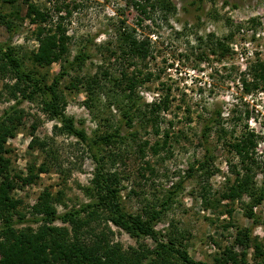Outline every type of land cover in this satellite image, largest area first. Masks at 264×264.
<instances>
[{"label": "rangeland", "instance_id": "1", "mask_svg": "<svg viewBox=\"0 0 264 264\" xmlns=\"http://www.w3.org/2000/svg\"><path fill=\"white\" fill-rule=\"evenodd\" d=\"M170 1L175 12L157 8L144 22L158 26L149 36L153 50L146 64L159 79L132 90L131 103L138 108L136 116L140 115L139 110L144 111L145 105L157 98L158 81H166L171 84V96L182 98L190 106L192 122L180 119V111L177 115L165 113L166 121L156 124L159 133H155V122H142L135 116L131 128L124 123L123 114L130 105L129 90L119 79L122 71L130 73L135 66H127L120 60L123 55L115 51L116 41L111 36L118 26L117 19L135 27L136 36H140V28L134 25L136 14L126 0H75L78 8L67 24L71 37L68 50L51 64L33 60L39 46L38 28L45 24H35L31 18L36 10L51 12L56 0H0V44L12 50L23 71L33 73L46 85L53 84L59 108L89 139L113 134L109 142L95 145L90 152L88 145L61 130L60 122L42 110L40 96L22 98L14 92L13 74L0 72V118L12 106L20 112L13 135L4 144L9 164L3 175L16 182L10 195L18 200L17 213L25 218L14 228L35 231L48 225L67 228L71 235L68 223H47L33 206L44 193L50 194L59 216L92 202L93 152L101 160L105 175L107 171L117 174L119 202L126 213L144 215L146 209L158 208L167 200V208L154 225L162 241L173 240L198 264H230L225 261L229 253L245 254L244 262L239 264H264V201L254 204L264 181V90H245L242 85L243 80H252L245 67L251 56L264 61V0H205L202 13L191 0ZM51 13L55 20L56 13ZM206 34L232 37L230 45L237 55L226 66L235 68V78L224 85H220L218 75L210 72L213 66L219 68L217 63L199 62L192 55L190 60L184 58L191 54L188 44H194V37ZM109 40L111 43H107ZM84 46L87 60L69 66ZM62 70L64 75L58 78ZM201 108L210 113L223 111L222 119L230 117L232 111L240 112L235 135L251 130L255 134V162L247 165L250 171L241 169L244 165L237 155L214 132L208 139L211 152L207 166L194 171L197 161L203 160L197 136L200 123L195 118ZM244 125L249 129L245 130ZM177 130H185L184 135L172 137ZM154 144H158L157 152L152 149ZM41 167L43 170H39ZM30 172L35 175L30 183L24 184L16 177H26ZM239 177L248 178L254 197L239 192L225 197ZM17 213L13 219H17ZM79 216L83 219L89 215ZM90 225L93 232L103 233L109 246L117 247L129 264H150L149 257L141 253L142 246L153 248L150 239L130 237L105 220L99 210Z\"/></svg>", "mask_w": 264, "mask_h": 264}, {"label": "trees", "instance_id": "2", "mask_svg": "<svg viewBox=\"0 0 264 264\" xmlns=\"http://www.w3.org/2000/svg\"><path fill=\"white\" fill-rule=\"evenodd\" d=\"M204 1L191 0V4L195 5V9L199 13H202ZM126 2V5L130 6L136 14L134 25L140 28V36H136L135 27L129 26L124 20L118 18V26L111 37L116 41L115 51L123 55L120 60L126 61L127 66H135L130 73L122 71L119 79V82L125 83L126 89L129 90L130 105L124 111L123 118L125 125L131 128L133 119L138 114V108L131 103L133 102L131 101L133 97L132 90L143 83L153 81L154 78L159 79V76L154 75L146 64L147 59L151 58L153 50L149 36L158 26H155V22L153 24H144V22L149 19L148 15L153 14L157 8L163 9L166 13L175 12L176 8L170 0H126ZM77 8L78 5L75 0H56L51 8V12L56 13L55 20L51 12L36 10L31 21L35 24L43 23L45 26L38 28L39 46L33 54L35 62L51 64L63 58L68 50L67 44L71 40L67 33V24H69L73 11ZM165 21L168 22L167 17ZM231 40L230 34L223 37H217L214 34L195 36L194 42H191L194 43L193 45L187 43L191 54L184 55V58L190 60L192 55L194 56L193 59L199 62L217 63L219 68L213 66L210 72L218 75L221 79L220 85H224L227 81L235 78L232 72L235 68L232 65L228 68L226 66V63L237 55L236 50L230 45ZM107 43H111V40ZM85 49L86 46L81 48L68 65L84 64L88 58ZM109 51L111 52V50ZM251 57L245 67L247 75L252 80L248 82L243 80V89L249 90L250 88L259 87L264 90V61L257 55ZM135 60L144 64H137L134 62ZM3 70L13 74L16 81L14 92H18L22 98L31 99L34 96H40L42 110L60 122L61 130L75 137L80 143L88 145L90 152L95 145L105 144L113 137V134H111L99 135L94 140L89 139L87 134L76 128L72 120L68 119L63 110L59 108L58 103L55 101L57 98L53 90V84L46 85L33 73L23 71L20 60L13 54L12 50L0 44V72ZM63 71L58 78L64 75ZM157 87L159 91L157 98L146 104L144 111L139 110L140 115L136 117H139L142 122H155V133H159L156 124L166 121L165 113L177 115L180 111L181 114H179L182 116L179 118L190 124L192 122V110L182 98L177 99L176 96H171V84L159 80ZM234 108H236V105H234ZM222 113L223 111L220 110H213L210 113L204 109L196 113L195 118L200 123L197 136L198 143L203 147V160L197 161V167L194 171L201 170L208 164L207 157L211 152L208 139L212 132L215 133L217 139H221L226 147L234 151L241 166L244 165L241 168L242 170L245 172L250 171L251 166L247 165H253L255 162L252 155L254 154L252 152L255 139L254 131L250 129L251 132L245 131L240 136L235 135L237 125L241 120L240 112H237V110L232 111L233 114L226 119H222ZM246 115H248L247 112ZM19 118L20 112L15 106L10 107L4 113V116L0 118V176L5 173L9 164L4 144L6 139L13 135L14 126L18 123ZM243 128L245 130L249 129L247 125H244ZM184 132L185 130H177V132L172 133V137H182ZM164 136L165 138L169 137L167 129L164 130ZM165 143L164 141V145ZM164 145L162 144L163 149ZM157 146L158 144L152 146L154 152L158 151ZM91 158L95 163V173L92 179L95 195L92 202L59 216L52 204L50 194L44 193L33 206V211L41 214L43 216L42 220L47 223H52L55 220L68 223L71 226V235L67 228L48 225H41L35 231L15 229L14 225L25 221V218L17 213L16 208L19 202L10 195L16 187V182L13 178L6 175L2 176L0 181V264H129V259L120 253L117 247L109 246L103 233L93 232L90 222L98 210L104 215L105 220L126 232L130 237H145L153 242V248L141 247V253L145 258L149 257L150 264H198L186 250L181 246H177L173 240L162 241L159 239L157 232L154 230L155 222L161 211L167 208V200L162 202L158 208L155 206L146 209L144 215L126 213L119 202L117 174L107 171L105 175L101 168V160L93 152ZM233 168L237 169L236 165ZM39 170H43V167ZM261 170L263 171L262 167ZM238 172L237 169L236 175H238ZM16 177L26 184L30 183L35 175L30 172L26 177ZM247 181V177L235 178L233 187L228 189L225 197L231 198L236 192L246 193L249 197L253 196L254 191L249 188ZM263 201L264 181L261 182L258 188L254 204L257 206ZM91 208L92 210L89 211ZM16 213L18 215L17 219H13V215H16ZM83 213H88L89 216L81 219L79 214ZM244 260V253H229L225 258L226 263L230 264H239V261L243 263Z\"/></svg>", "mask_w": 264, "mask_h": 264}]
</instances>
